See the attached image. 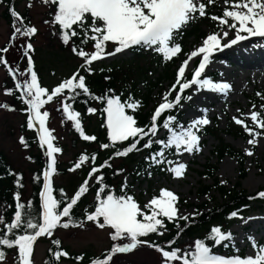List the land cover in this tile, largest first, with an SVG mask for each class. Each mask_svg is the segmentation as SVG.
Listing matches in <instances>:
<instances>
[{
	"label": "snow or ice",
	"instance_id": "obj_1",
	"mask_svg": "<svg viewBox=\"0 0 264 264\" xmlns=\"http://www.w3.org/2000/svg\"><path fill=\"white\" fill-rule=\"evenodd\" d=\"M3 2L4 0H0V4ZM43 3L56 6L51 23L59 26L63 44L72 45L73 53L84 62L81 68L89 73L92 72L91 66L94 62L114 57L137 46L154 48L156 52L163 55L165 60L173 59L182 52L181 45L175 42V35L184 26L196 19L197 15L205 17L207 7L201 0H43ZM207 3L214 4L215 0H207ZM224 3L226 7L221 16H210V19L217 21L218 25L221 26V31L209 34L203 39L200 47L187 54V59L178 68L176 84L163 96V102L155 108L150 124L145 127H138L134 116L128 114V110L135 111L140 107L139 101L131 96L125 101L114 95L95 96L90 92L86 77L81 75L79 71L73 73L70 78L63 80L51 91L42 87L38 81L37 73L32 70V58L28 55V52L34 50L33 45L30 42L26 44L25 55H28V70L26 73H20V75H29L30 79L23 83L17 80L15 88L21 90L19 98L27 105L28 128H36L38 124L39 144L42 148L46 147L49 164L43 172V191L40 193L42 209L39 220L33 222V219H28L25 222L24 210L26 206L20 203L18 192L14 197L16 211L12 222L5 223L3 217H0V224L4 225V230L0 231V246H2L0 247V264H3L6 259L4 247L17 249V264H33L34 244L38 238L42 236L51 237L57 228L82 227V222L74 223L72 221V209L87 193L88 181L93 176H96V182L101 186L97 190V203L94 211L86 213L85 221L92 222L100 229H111L110 239L113 242H127L113 243L105 258L93 260L92 264H114L113 257L117 254H131L142 246L154 248L159 252L163 258V264H173V262H178V264H264V246L258 245L251 237L249 239L252 242L255 255L244 257L238 254L232 256L215 254L212 247L200 239L190 246L191 250L184 251L180 248L171 247L175 240L168 242V247L171 250H165L159 244L142 239L153 233L162 236L166 231L165 220L187 222L190 217L180 215L176 206L179 202V196L167 188L161 189L159 194L153 196L143 207L134 196L128 195L124 191L127 188V178L122 185L120 195H116L110 190L106 193L108 186L103 184V176L96 174L104 167H111L108 161L99 167H92L88 179L82 183L74 195L70 198L65 196L66 203L53 195L52 175L56 172L55 154L62 150L54 146L55 137L52 135V130L46 126L49 113L47 111L41 112V109L54 97H63L61 110L66 113L67 119L74 123V128L80 133L83 140L95 141L96 137L84 133L80 119L81 113L73 110L72 105L68 103L69 100L74 102L75 98L81 94L106 105L103 112L106 113L109 143L102 144L101 148L114 149L118 143L131 140L127 147L113 153L116 157H127L134 151H141L138 145L141 144L142 140L145 141L143 143L144 149H151L153 144L159 145L158 151H154L151 156L145 157L146 160L150 161L149 166L169 165L168 170L173 173L175 178L184 176L187 165L168 159L165 154L166 150L172 149L178 155L185 152L192 154L201 151L199 132L203 126L211 123L206 115L207 110H203L205 115L194 118L187 126L180 124L174 115H167L162 124L158 121L169 110L178 106L182 107V100L191 101L193 99V95H184L185 90L193 85L197 86V92L209 90L227 94L232 87L229 83H217L208 77L201 78L211 63L212 55L216 51L248 39L249 36L264 37V0H224ZM28 7H32V4L29 3ZM9 12L12 17H15V22L12 24L13 40L18 34L31 37L37 33L38 29L35 26L26 25L24 17L15 8H10ZM45 23H49V21H45ZM225 28L235 30L236 33L235 38L227 44L222 43V39L229 35V31L224 30ZM241 33H247V35H241ZM74 38L78 44L73 42ZM109 43L114 45L111 51H108ZM88 44L92 46L91 52L79 46ZM7 51V48L0 49V52ZM196 57H201V59L189 80L185 77V73L190 61ZM0 64L8 67L9 73L13 79H16L17 73L6 59L0 57ZM177 85L179 91L174 99L170 100L169 96L172 95V92L177 91ZM112 91L109 89V92ZM5 94L12 95L13 91L6 89ZM258 95L261 94L258 93ZM0 107H8V105H0ZM255 107L253 105L254 109ZM88 111L95 113L97 110L89 108ZM233 120L236 124L242 125L252 137L248 143L255 145L257 143L256 137L261 135V132L255 129H264V118H261V113L258 111L250 113L251 127L239 117L234 116ZM160 128L167 130L166 139L156 138ZM145 138L147 139L145 140ZM21 143H25L23 137H21ZM247 155L251 156L253 153L249 150ZM96 159L95 154L91 157L82 154L78 162L69 170L76 171L89 161L95 164ZM149 175H151L150 172ZM16 183L18 187H22L20 177H17ZM61 193L64 195L62 190ZM101 194L105 195L102 196ZM257 195L264 198V191ZM254 198L250 197V199ZM61 203H64L62 208L60 207ZM28 207H31L30 202ZM195 215H199V213H194L193 216ZM234 217H238L237 212L230 214V218ZM239 218L244 219L243 217ZM176 226L179 227L178 224ZM20 229L24 230V234H15L14 230ZM10 236L13 238H9ZM208 238L214 242V245L227 247L228 244L223 242H231L232 233H225L221 227L214 226L211 228ZM52 243L57 247L60 245L59 240H53ZM236 252L238 253L239 249H236ZM52 255L56 261H59L61 257H67L69 254L66 251L57 250ZM76 259L83 260L84 258L80 256Z\"/></svg>",
	"mask_w": 264,
	"mask_h": 264
},
{
	"label": "trees",
	"instance_id": "obj_2",
	"mask_svg": "<svg viewBox=\"0 0 264 264\" xmlns=\"http://www.w3.org/2000/svg\"><path fill=\"white\" fill-rule=\"evenodd\" d=\"M202 2L207 5L206 16L199 17L197 15L196 19L192 20L185 27H183L180 32L174 37L175 42L179 43L182 47V52L178 56L174 57L171 60H165L163 55L156 52L154 48L137 46L133 49H129L133 56L128 60L121 59L108 65L102 64V60L94 62L91 66V73L81 68V65L84 62L80 57L73 53L72 45L63 44L60 38L59 26L51 23L56 6L47 4L49 8L47 21H49L53 32H55V34H57L59 38L60 49L66 53L72 54L76 59L80 60L79 65H77L72 70V73L65 77L63 80L70 78L73 73L79 71L81 75H84L86 77V83L90 89V92L95 96L114 95L119 96L122 101L127 100L131 96L132 98L140 102V107L135 111L128 110V114L134 116L137 121L138 127H145L149 125L151 122V116L155 108L159 105L157 103L153 104L152 95L157 90V88L168 79H171L172 81H174V83H176L178 68L180 67V64L184 57L188 54V50L186 49L187 40L191 37L197 36V34L201 32L200 26L202 21H209L213 26V32L221 31V26L218 25L217 21H213L212 19H210V16H221L224 8H222L217 0H215L214 4H208L207 0H203ZM23 3H26L27 6L25 12L21 13L19 11V5ZM29 3L33 5L34 0H4V2L0 4V17L2 16L7 21V23H9L12 29V34L14 31L12 28V24L15 22V17H12L10 15V8H15V10L19 12L22 17H24V23L26 25L34 26L32 22L31 7H28ZM194 22L197 24H193ZM229 22L231 23V20ZM37 36L38 31L35 35L27 37L28 43L30 42L33 45V42L36 41ZM202 37H205V35H203ZM73 42L78 44V41L75 38ZM79 46L83 47L86 51L89 52L93 50L91 44ZM12 47L13 39L11 37L8 42L0 49L7 48L9 50ZM113 48L114 45L109 43L108 51L113 50ZM33 49V51L28 52V55L31 56L32 61H34V54L36 52V47L34 45ZM5 54L6 52H0V57H3L5 59ZM28 55H26V58L22 60L20 66H16L13 69L17 73V78L19 80L20 72L24 67H27L28 65ZM1 69L6 70L7 73V80L2 85L3 91L5 92L6 89H11L13 91L12 95L7 96L10 97L17 105L14 109L24 118V122L20 127L21 137H23L25 141L22 146L27 151L31 152L34 149H37L39 152L37 155H28V159L35 165L30 179L31 190L29 196L26 195L25 174L21 171L15 172L13 166L9 163L6 156L0 153V217H3L5 223L12 222V220L14 219V213L16 211V201L14 197L18 192L20 194V203H23L26 206L24 210L25 222L28 219H33V222H37L39 220L40 212L42 209V198L40 193L43 191V172L45 171L47 165L46 158L44 156L45 149L40 146L35 129L28 128L27 126L29 116V113L26 111L27 105L23 103L19 98L21 95V91L15 88L16 82L13 79L12 75L9 73L8 67L0 64V70ZM106 77H108V79H106ZM191 77L192 75L189 77V80L191 79ZM109 89H112L113 91L109 92ZM178 91L179 86L177 85V91L173 92L169 99H174ZM190 93L191 88L186 89L184 95L188 96L190 95ZM262 97L263 96L258 95V93L251 96L250 104L251 106L255 105V108L259 107L258 112L261 113V118H264V104L259 100ZM44 99H46V97H44ZM62 99L63 97H54L51 102ZM85 101H87V103H85ZM68 103L72 105L73 110L81 113L80 119L84 133L86 135L95 136L96 140H83L80 133L74 128V123L72 122L74 145H78L79 143L84 145L85 148L79 154H76V156L70 161L67 167L57 168L56 172L52 175L53 178L56 176L63 177L67 174H70L69 172H72L76 177V181L72 184V192H70L65 186L57 185L54 183L52 184L53 195L58 200H62L64 201V203H66L65 196L68 198L72 197L75 191L78 190V188L82 185V183L86 179H88V175L92 167H99L100 165L104 164L105 161H108L111 164V167L102 168L96 175L103 176V184L108 186V188L106 189V193L110 190L112 193L120 195L122 185H124L125 183V178L130 177L131 182L130 184H127V188L124 191L128 195L133 196V188L135 186L144 184L149 176H166L170 174V171L168 170V168L170 167L169 165H151L150 167V161L145 159V157L151 156L154 151H158L160 149L159 145L153 144V147L151 149H144L143 143L145 141L142 140L141 144L138 145V147L141 148V151H134L127 157H116L113 155V153L116 150L127 147L131 143V140L125 141L123 143H118L116 145V148L114 149L101 148L102 144L109 143L108 129L106 127V113L103 112V109L106 106L104 103L98 100L91 99L84 94L76 97L74 102L69 100ZM186 103L187 100H182L183 106ZM47 104L42 107L41 112L45 111ZM182 107L178 106L175 109L169 110L164 115H162L158 123L162 124L167 115L176 116L177 121L181 123L185 115ZM89 108H95L97 111L95 113H89ZM243 120L250 127L252 126L251 121H249L248 119ZM255 130L261 132V135L256 137V139L264 135V131L262 129L256 128ZM227 132L233 133L236 136H242L246 139L252 138L248 134V132L245 131L242 125L228 126ZM221 134L222 130L220 129L219 123H215L212 127H202L201 131L199 132L201 138L213 137L218 140V145L212 152L213 155L217 157L218 162L223 161V159L227 156L235 159L241 167V178L245 179L247 176V171L245 169L247 161L246 156L241 151L236 150L233 146L226 144ZM167 135V130L160 128V131L158 132L156 138L166 139ZM146 139L147 138H145V140ZM55 143L56 138L54 140V145ZM82 154H87L90 157L95 154L97 157L95 164H92V162L89 161L86 162L80 169H77L76 171H70L69 169H71L74 164L78 162L79 157ZM165 154L168 159L179 162L180 156L178 154H175L174 150H166ZM110 157L111 159H109ZM57 163L59 166L60 162L58 161ZM202 168L203 170L199 171L201 186L198 190L200 191V195H210L212 192L217 190L221 194V200L217 201L215 205L209 209H207L208 204L206 203L202 206H199L197 208V212L199 213V215H195L187 222L183 220H177L174 222L165 220L166 231H164V234L162 236L153 233L148 237H143L142 239H147L151 242L159 244L161 247H164L165 250H171V248L168 247V242L175 240V243L171 247L180 248L182 251H184V241H190V243L194 244L196 240L200 239L204 240L205 243L209 247H212L213 251H215L214 242L208 238L212 227L219 226L225 233L230 232L232 227L241 220L239 217L244 218L255 211L257 207H264V198H260L257 195L259 192L264 191V189L250 194L247 191L240 190V184L235 186L233 189H229L217 178H215L212 185H202L204 180L215 177L216 173L219 170V166L218 164H212V160H208ZM149 172L151 173V175H149ZM17 177H20V184L22 185V187L17 186ZM88 183L89 189L87 193L81 197L80 201H78L77 205H75L72 209V221L74 223L82 222L83 225L92 223L85 221V215L86 213L94 211L95 205L97 203V190L101 185L96 182V176H93L88 181ZM61 190L63 191L64 195H62ZM105 194L101 195L103 196ZM250 197L255 198L250 199ZM29 202L31 203V207H28ZM64 203H61V208L64 206ZM187 203L188 202H186V200H179L176 206H179L180 204L186 205ZM232 212H237L238 217L230 218V214ZM177 224L179 225V227L176 226ZM71 228L76 227H69L68 229L57 228L51 237L42 236L38 238V240L34 244V249L35 245L41 241H46L48 243V248L46 250L43 261L44 264H92L93 260L105 258L113 243H120V241H112L110 247L104 250L99 255H93L89 252H71L68 247L65 246L61 237L58 235L59 230H69ZM3 230L4 225L0 224V231ZM14 232L17 235L24 234L23 229L14 230ZM9 238L13 237L10 236ZM53 240L60 241L59 247L52 243ZM232 240H235L234 233H232ZM227 244L228 246L225 248V250L227 251L228 255H233L235 250L233 244L231 242H228ZM151 249L156 251L154 248ZM3 250L6 253V259L3 264L11 257L12 264H17V249H7L6 247H4ZM57 250L66 251L69 255L67 257H61L59 261H56L52 253ZM80 256H82L84 259L77 260L76 258Z\"/></svg>",
	"mask_w": 264,
	"mask_h": 264
},
{
	"label": "rangeland",
	"instance_id": "obj_3",
	"mask_svg": "<svg viewBox=\"0 0 264 264\" xmlns=\"http://www.w3.org/2000/svg\"><path fill=\"white\" fill-rule=\"evenodd\" d=\"M203 0H201L202 2ZM222 8L226 5L224 0H217ZM27 4L19 5V11L25 12ZM49 8L43 3V0H34L31 7L32 22L38 29V36L33 45L36 47L32 70L37 73L40 85L51 91L65 77L72 73V70L79 65L80 60L76 59L72 54L62 51L59 47V38L48 20ZM197 24V23H193ZM185 27V26H184ZM229 31L227 38L222 39L223 44H227L235 33V30ZM200 33L197 36L187 40L186 49L188 54L202 45L203 39L213 32V26L209 21H202ZM205 35V37H202ZM247 35V33L242 34ZM13 36L9 23L0 17V48H2L8 40ZM255 36H249L248 42L238 45L235 51L232 47L223 48L214 52L211 67H208L202 79L211 78L214 82H227L232 87L227 94L212 92L209 90L196 91L197 86L191 87L190 95H193L191 101L182 107L184 118L180 124L187 126L194 118L205 115L203 110H207V118L210 124L203 127H212L215 123H219L222 130V138L226 144L233 146L236 150L241 151L247 158L245 169L247 176L241 178V167L239 163L230 156L223 161L218 162L217 157L213 155L214 148L218 145V140L213 137L201 138V151L192 154L183 153L179 162L187 165L186 172L182 178H175L173 173L166 176H149L144 184L133 188V196L137 202L143 207L153 196L159 194L160 190L167 188L179 196V200H186V205L180 204L178 207L180 215H188L190 218L197 212V208L203 204H208L207 209L215 205L221 200L219 191H214L210 195H200L198 190L201 186V178L199 171L203 170V166L208 160H212V164H218L219 170L214 178L206 179L202 185H212L215 178L229 189H233L240 184V190L253 194L264 189V135L257 139L255 145L248 143L249 139L242 136H236L227 132V127L238 125L234 122L233 117L250 120V113L258 111L250 104V98L257 93L263 97L259 100L264 104V50L261 45L264 44L263 38L254 39ZM28 38L17 35L13 40V47L6 52L5 59L14 69L22 63V56L26 58L25 52ZM231 50V51H230ZM231 52V53H229ZM229 53L228 59L216 58L220 54ZM132 53L127 50L124 53L114 57H108L102 60V64L108 65L118 60H128L132 57ZM187 59V55L182 62ZM201 57L191 60L185 77L189 79L200 62ZM181 62V64H182ZM253 63V64H251ZM259 63H262L261 65ZM180 64V65H181ZM251 65V66H249ZM27 67H24L20 73H26ZM17 77V76H16ZM30 79L29 75H20L19 82L23 83ZM7 80L6 70H0V105H8V107H0V153L8 159L13 166L15 172L21 171L26 177V195L29 196L31 190L30 179L34 170V163L28 159L29 154L37 155L38 150L27 151L21 143L20 127L24 122V118L14 108L17 106L13 100L3 91L2 85ZM176 84L171 79L163 82L153 93V104L161 103L163 96ZM195 93V94H194ZM173 94V92H172ZM170 98V96H169ZM45 111L49 113V119L46 126L52 130L53 136L56 138L55 147L62 150L56 153V170L57 168L67 167L70 161L79 154L85 147L82 144L74 145V135L72 133V121L67 119L66 113L61 110V100H55L47 104ZM38 124L35 130L37 131ZM264 131V129H262ZM45 149V158L48 167V156ZM253 155H247L248 151ZM60 162L58 166L57 162ZM69 168V167H68ZM66 176H56L53 183L65 186L72 192V184L76 181V177L72 172ZM203 180V179H202ZM131 178L127 177V184H130ZM211 196V198H210ZM251 218V219H249ZM247 221V222H245ZM109 228L100 229L95 224H84L82 227L71 228L69 230H59L58 235L63 240L65 246L71 252H89L93 255H99L108 249L112 240L110 239ZM234 233L235 240H231L234 246L233 255L241 257L247 255H255L252 248V242L249 237L253 238L260 246H264V207H257L255 211L238 221L231 229ZM127 241H120L126 243ZM227 244L228 242H223ZM194 245L190 241H184V250H191L190 246ZM48 243L41 241L35 245L32 256L33 264H44V257ZM225 246L215 245V254L228 255ZM239 249V252H236ZM114 264H163V258L160 253L146 246L140 247L131 254H117L113 257ZM4 264H12V257ZM178 264V262H173Z\"/></svg>",
	"mask_w": 264,
	"mask_h": 264
},
{
	"label": "bare ground",
	"instance_id": "obj_4",
	"mask_svg": "<svg viewBox=\"0 0 264 264\" xmlns=\"http://www.w3.org/2000/svg\"><path fill=\"white\" fill-rule=\"evenodd\" d=\"M242 34H245V33H241V35ZM235 38V34L233 35V37L232 36H229V39H234ZM260 38H263L264 39V37H259V36H255L254 37V39H260ZM246 42H248V40H241V41H239L237 44H235V45H233V47H232V51H235L238 47V45H240V44H243V43H246ZM263 42H264V40H263ZM261 49H263L264 50V44H262L261 45ZM230 50V51H231ZM229 53H231V52H229ZM229 53H226V54H224V53H222V54H220L219 56H217L216 58H220V59H228L229 58ZM197 58V57H196ZM196 58H194L193 60H195ZM212 60H213V55H212V57H211V63L208 65V67H211V64H212ZM264 63V62H263ZM251 64H253V63H251ZM260 65L262 64V63H259ZM249 66H251V65H249ZM207 67V68H208Z\"/></svg>",
	"mask_w": 264,
	"mask_h": 264
},
{
	"label": "water",
	"instance_id": "obj_5",
	"mask_svg": "<svg viewBox=\"0 0 264 264\" xmlns=\"http://www.w3.org/2000/svg\"><path fill=\"white\" fill-rule=\"evenodd\" d=\"M15 80V82H17V79H14ZM21 91V90H20ZM38 138H39V134H38ZM48 168V167H47Z\"/></svg>",
	"mask_w": 264,
	"mask_h": 264
}]
</instances>
